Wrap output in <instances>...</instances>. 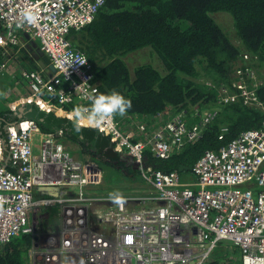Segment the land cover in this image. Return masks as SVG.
Instances as JSON below:
<instances>
[{
  "label": "built area",
  "instance_id": "2783aa9c",
  "mask_svg": "<svg viewBox=\"0 0 264 264\" xmlns=\"http://www.w3.org/2000/svg\"><path fill=\"white\" fill-rule=\"evenodd\" d=\"M104 3L0 0V48L21 49L19 34L28 35L38 41L54 69L44 75V70L19 68L26 95L14 100L11 111L34 103L74 121V109L91 107V98L98 94L93 67L67 36L90 24ZM28 12L35 23L25 19ZM8 59L0 64V75L7 71ZM236 75L237 90H219L218 104L241 100L264 113V103L252 89L254 70L240 69ZM65 104L75 108L64 110ZM216 114L203 113L194 126L173 116L152 133L140 125L145 137L139 141L115 118L98 127L80 121L109 138L114 151L139 168L144 190L126 195L92 192L96 181L88 176V165L67 150L61 130L44 133L27 119L9 125L0 137V244L30 234V264H213L214 252L227 241L239 249L241 264H264V121L260 129L241 133L217 152H205L191 168V182H182L176 172L143 166L146 152L166 160L175 149L196 142L201 125ZM225 132L223 128L219 141ZM115 195L123 202L115 203ZM54 207L55 229L42 231L34 221L29 223L30 215Z\"/></svg>",
  "mask_w": 264,
  "mask_h": 264
},
{
  "label": "trees",
  "instance_id": "16d2710c",
  "mask_svg": "<svg viewBox=\"0 0 264 264\" xmlns=\"http://www.w3.org/2000/svg\"><path fill=\"white\" fill-rule=\"evenodd\" d=\"M219 16L227 17L229 22L224 25L218 21ZM0 34H4L2 27ZM67 39L88 57L97 96L115 90L131 100L127 114L115 117L126 130L135 131L136 126L143 125L152 133L177 115L194 126L201 123L203 113L217 111L213 120L201 125L196 142L175 149L168 159H157L146 152V168L176 172L182 179L192 176L191 168L205 152H217L241 133L262 127L261 109L247 107L241 100L227 105L217 100L222 88L237 90L238 70L251 69L261 81H253L252 89L264 103V0H105L94 20L80 30L70 31ZM18 50L23 69L40 70L37 59ZM4 54L0 50V64ZM11 101L0 100V119L12 116L7 106ZM74 108L73 104L63 106L67 111ZM17 119L11 118L10 123ZM27 120L44 133L61 130V141L68 142L69 152L77 154L83 163L104 167L108 176L111 172L118 175L117 181L144 183L139 168L127 165L109 138L98 130L81 127L78 133L74 121L58 119L52 112L40 111ZM223 128L224 140L219 141ZM133 141H137L134 134ZM125 188L117 189V194L126 195ZM91 189L98 194L112 192V185ZM32 242L30 234H22L0 244V264H30ZM228 255L216 250L213 264H228Z\"/></svg>",
  "mask_w": 264,
  "mask_h": 264
},
{
  "label": "rangeland",
  "instance_id": "374dc122",
  "mask_svg": "<svg viewBox=\"0 0 264 264\" xmlns=\"http://www.w3.org/2000/svg\"><path fill=\"white\" fill-rule=\"evenodd\" d=\"M217 19H218V21L223 22L224 25H225V23H228L229 22L227 17L219 16V17H217ZM36 42H38V41L36 40ZM11 63H12L11 62V59H9L8 65L6 67L7 71H3V75H0V81L2 79V82H3V80H5L4 78L8 77L9 75H12L11 74V71L9 69L12 66ZM254 73H255L256 79H259L258 78V75L255 72V70H254ZM261 76H262L261 77L262 78L261 80H264V72H262V75ZM259 81H260V79H259ZM1 87L3 88L5 86H1ZM17 88L20 89L19 87H17ZM21 90L23 91V93L22 92L21 93H17V95H18L17 97H19L21 95L22 96L23 95H26L25 88L23 87V88L20 89V91ZM17 97H15L14 92H12V91L11 92L8 91L7 93L6 92L4 93V92H2L0 90V100H3V99H6V100L13 99V101L9 102V104L7 105L9 108H10L11 105L14 106V103L13 102H14V100ZM73 150H75V148H73ZM73 154H75V153H73ZM73 156H75L77 158L76 154L73 155ZM88 167H89V170H91V173H92L91 175L93 176V179L94 180L95 179H98V181H96V183L92 187L99 188L101 186V184H103V187H104V185H112V190H111L112 192H101V193L117 194V193L120 192L117 189L122 188V187H126L125 189H123V191L124 192H128L127 194H130L129 193V190H130L131 193H134L135 191H138V190H134V188H136V189L139 188V190H140V189H144V187H145L144 183H141V185H137V184L134 185V183L132 181L131 182L130 181H126V179L125 180H122V181L120 179V181H117L116 180V178L118 177L117 174L111 172L110 173V176H108V171L105 170L104 167H101L100 165H98L96 167V166H94V164H90V165H88ZM111 176H112V178H110ZM192 180H193V176H188V177L183 178V179L181 178V181L184 182V183L191 182ZM125 185H127V186H125ZM57 211H58V209L55 208V207L54 208H51L49 210H45V209L44 210H40L34 216L33 215H30L29 223H32L34 221L36 223V226L38 225L37 227L38 228L40 227L42 229V231L43 230H49V229H55L57 227V223H58L57 222L58 221V219H57ZM222 244L223 245H228V246L231 247V250L228 251L229 252V255L228 256L230 257L229 258L230 261L228 262V264H237L238 263V260H239L238 259L239 258L238 257V250L239 249L236 248L232 243H229L227 241L223 242ZM218 250H219V248H218Z\"/></svg>",
  "mask_w": 264,
  "mask_h": 264
},
{
  "label": "clouds",
  "instance_id": "9594fccd",
  "mask_svg": "<svg viewBox=\"0 0 264 264\" xmlns=\"http://www.w3.org/2000/svg\"><path fill=\"white\" fill-rule=\"evenodd\" d=\"M25 19L29 23H35L36 17L28 12L25 13ZM68 67L72 65L70 61H65ZM86 60H79L78 64L83 65ZM67 67V68H68ZM67 68H63L67 72ZM132 107L131 100L125 98L119 92L113 90L107 94H100L98 96H93L91 98V107L88 109L76 108L73 111L72 119L77 122L75 125V131H81L80 121H84L89 127H98L110 120H113L117 115L124 116L127 114L128 110ZM114 202L120 204L123 202V197L120 195H115L112 197Z\"/></svg>",
  "mask_w": 264,
  "mask_h": 264
},
{
  "label": "crops",
  "instance_id": "0c3cea01",
  "mask_svg": "<svg viewBox=\"0 0 264 264\" xmlns=\"http://www.w3.org/2000/svg\"><path fill=\"white\" fill-rule=\"evenodd\" d=\"M19 38L23 42V47L21 49L25 50L26 53H29L30 56L34 57L35 60L37 59V64H38V62L40 61V59L43 56V54L41 53L40 48H39V43L36 42L35 39L29 38V36L25 35V34L20 33ZM10 49H11L10 47L0 48V50H2L5 53L4 59L2 62L6 61L9 56H10L9 59H11V62H12L11 63L12 67L9 68L12 75H9L8 77L4 78L5 80H3V82L1 79L0 90L4 93L5 92L7 93L8 91H10V92L12 91V92H14L15 97H17L18 96L17 93H21V92L23 93V91L22 90L20 91V89L24 87V84L20 80L19 73H18V69L22 68V59L19 55L20 50H18V49L17 50H12V49L10 50ZM39 56H40V59H39ZM38 66H39L40 70H44V75H49V73L53 74V71H51L50 69H48L46 67L42 68V67H40L39 64H38ZM1 86H5V87L2 88ZM17 87H19L20 89H18ZM12 101H13V99H12ZM160 122H164V120L160 119ZM144 127L146 128V126H144ZM136 128L137 129L135 131L134 130H131V131L126 130V132H130V133L134 134L135 138L138 141L143 140L145 137L143 132L139 131V126L138 127L136 126ZM147 133H150V132L148 131ZM64 144L68 150V142L67 143L64 142ZM73 155H75V154H73ZM76 156L78 158L77 154H76ZM122 157H125V156H122ZM140 190L141 191H138L137 193L142 192L144 189H140ZM219 250L222 251L223 253H227L228 251L231 250V247L228 245L221 244V246L219 247ZM238 263H240V260L238 261Z\"/></svg>",
  "mask_w": 264,
  "mask_h": 264
},
{
  "label": "water",
  "instance_id": "95a60500",
  "mask_svg": "<svg viewBox=\"0 0 264 264\" xmlns=\"http://www.w3.org/2000/svg\"><path fill=\"white\" fill-rule=\"evenodd\" d=\"M38 64L40 65V67L42 68H48L50 69L51 71H54L53 67L51 65H49V62L47 60V58L45 56H42V58L40 59V61L38 62ZM40 109L33 105V104H26V105H22V106H19L16 108V110L13 111V114L18 118L16 122H12L10 123L9 125H14L16 124L17 122L21 121V120H25V119H28V118H31L33 116V114H38L40 113ZM44 112V111H42ZM46 113V112H45ZM25 115V117H24ZM56 118H60L58 116L55 115ZM48 118L53 122L55 123L56 121L54 120L53 116H50L48 115ZM56 124V123H55ZM2 142H4V139L2 138ZM134 167H137L136 165ZM40 191V190H39ZM49 195H55V193L53 192H49L47 193Z\"/></svg>",
  "mask_w": 264,
  "mask_h": 264
},
{
  "label": "flooded vegetation",
  "instance_id": "af4514ba",
  "mask_svg": "<svg viewBox=\"0 0 264 264\" xmlns=\"http://www.w3.org/2000/svg\"><path fill=\"white\" fill-rule=\"evenodd\" d=\"M16 116L14 115V114H12V116L10 117V116H8V117H6V118H4V117H2L1 119H0V127H1V133H0V137H2V136H5V133H6V128L8 127V125H2V123L3 122H5L6 124L7 123H10V119L11 118H15ZM17 118V117H16ZM123 158V160L127 163V165H130V166H135L134 165V163L132 162V160L130 159V158H128V157H122Z\"/></svg>",
  "mask_w": 264,
  "mask_h": 264
},
{
  "label": "bare ground",
  "instance_id": "6f19581e",
  "mask_svg": "<svg viewBox=\"0 0 264 264\" xmlns=\"http://www.w3.org/2000/svg\"><path fill=\"white\" fill-rule=\"evenodd\" d=\"M26 103V102H25ZM28 104H33V105H35L34 103H28ZM24 105H26V104H24ZM22 106V105H21ZM36 106V105H35ZM67 119V118H66ZM7 129V128H6ZM228 132V131H227ZM110 178H112V176L110 177ZM48 218V217H47ZM58 222V221H57ZM39 224V223H38ZM38 226V225H37ZM1 246V245H0ZM239 257V256H238ZM228 258V257H227ZM230 258V257H229ZM239 259V258H238ZM237 259V260H238ZM226 260V259H225ZM217 261V260H216ZM227 262V261H226ZM229 262V261H228Z\"/></svg>",
  "mask_w": 264,
  "mask_h": 264
}]
</instances>
